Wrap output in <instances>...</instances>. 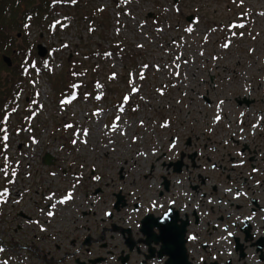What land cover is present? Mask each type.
<instances>
[{
  "label": "flooded vegetation",
  "instance_id": "flooded-vegetation-1",
  "mask_svg": "<svg viewBox=\"0 0 264 264\" xmlns=\"http://www.w3.org/2000/svg\"><path fill=\"white\" fill-rule=\"evenodd\" d=\"M258 5L263 37L264 0ZM263 57L247 51L225 74L185 76L194 86L170 104L183 113L135 116L130 145L104 170L35 169L38 187L47 184L35 201L22 197L14 216L31 224L23 228L36 239L32 263L181 264L182 249L190 264H264V62L253 66ZM22 170L28 177L32 166ZM45 193L69 194L68 208H82L59 212Z\"/></svg>",
  "mask_w": 264,
  "mask_h": 264
},
{
  "label": "rangeland",
  "instance_id": "rangeland-1",
  "mask_svg": "<svg viewBox=\"0 0 264 264\" xmlns=\"http://www.w3.org/2000/svg\"><path fill=\"white\" fill-rule=\"evenodd\" d=\"M259 2L260 0H81V6H87L88 9L92 6L100 8V15L94 18L92 23L96 26L93 31L88 29L91 25L86 17H77L73 9L69 11L62 5L57 6V12L52 18L54 26L50 33L41 31L37 35L39 29L30 25L27 37L34 53L33 67L17 109L20 117L25 114V128H16V121L13 120V127L10 126L9 129L8 154L12 151L16 155H11L15 158L12 162L23 160L22 164L28 163L32 170L28 177L22 174L13 177L15 188L22 191L12 199L15 201H6L3 204L0 201V264H27L26 254H29L32 260L31 245L36 239L31 228H23L24 224H31L22 221L19 216L15 219L14 216L21 206V202H16L18 197L20 200L23 197L21 201L24 203L27 200L35 201L40 195V188L47 184L42 182V179L40 188L39 184H36L38 172L35 169L49 167L41 161L42 154L50 151L56 156L58 162L56 159L54 163L58 165L57 169L66 168L69 163L83 162L104 170L100 164L116 163L118 159L115 160V157L120 153L118 149L130 145L129 137L133 127L128 128L126 136L118 134L117 140L121 145L114 144L118 131L117 127L113 126L114 118L121 114L118 110L123 105L122 102L114 103V100L118 101L120 94L125 93L127 98L130 95V100L135 102L133 111L124 108L129 109L122 113L124 123L129 115L158 118L163 114L183 113L177 110L179 105L170 104L178 99L180 90L192 85L194 80L189 79V84L182 86V80L178 79L177 73L180 67H184L188 75L198 74L200 69L207 67H217V71L225 74L222 67L236 65L234 62L239 60L244 52L264 51V36L257 35ZM149 12L151 16H148ZM189 13L194 15L192 22L185 20ZM117 38L126 42L127 49L129 48L127 52L134 55V62L127 67V62L115 53L108 52L105 57L100 55V59H104L99 67L101 71L97 74V82L91 87L86 86L87 81L92 78V73L77 78L82 84L75 86L78 88V98L57 104L55 95H52V83L58 80L60 90L64 89L65 84L69 86L71 83L72 77L66 64L67 55L70 54L69 58H72L78 49L83 51L86 47L80 45L88 41L107 48L106 39ZM40 42L50 50L44 59L35 52V44ZM214 55L217 58L214 59ZM259 64L261 62L257 60L253 66L257 67ZM48 70L53 74L49 79L45 76ZM111 70L113 72L108 75L107 72ZM126 70L129 74L121 77L122 73H127ZM141 71L143 74L139 75ZM161 83L168 84V88ZM25 95L28 98L26 101L23 100ZM32 95L35 100L30 102ZM167 102V110L162 109ZM31 112H35V116H32ZM82 138L83 143L86 139L89 143L84 145ZM37 141L40 143L37 144ZM33 145H36L34 150ZM25 146L35 154L24 153ZM19 155L22 160L17 157ZM2 175L0 171V184ZM58 177L54 176L56 181L52 182L57 189ZM0 194L2 195L1 192ZM1 195L0 199L3 197ZM75 203L78 204L79 201ZM97 207L100 208L97 214L104 209L99 205ZM81 208L82 206H65L59 210L64 209V213ZM8 210L13 213L10 214ZM36 212L37 210H34L31 214L36 215ZM17 223L22 224L18 230L15 227ZM80 223L89 225V222L85 221L74 222L75 225ZM4 244L13 248L10 250V258ZM16 247L19 248L14 253Z\"/></svg>",
  "mask_w": 264,
  "mask_h": 264
},
{
  "label": "trees",
  "instance_id": "trees-1",
  "mask_svg": "<svg viewBox=\"0 0 264 264\" xmlns=\"http://www.w3.org/2000/svg\"><path fill=\"white\" fill-rule=\"evenodd\" d=\"M56 1L65 0H0V164L6 147V121L16 108L19 95L24 89L26 63L33 56L27 37L28 29L33 25L39 30L49 31L48 19L56 10ZM77 3L74 5L77 14L88 16L91 23L96 10ZM17 33H20L19 37ZM84 45L87 48L84 53L89 57H93L98 51L90 49L89 41ZM120 45L122 47V43ZM12 50L15 51L12 56L13 64L7 66L1 56L10 54ZM52 86L58 90V80Z\"/></svg>",
  "mask_w": 264,
  "mask_h": 264
},
{
  "label": "water",
  "instance_id": "water-1",
  "mask_svg": "<svg viewBox=\"0 0 264 264\" xmlns=\"http://www.w3.org/2000/svg\"><path fill=\"white\" fill-rule=\"evenodd\" d=\"M190 17H188V19H189ZM36 47H37V53L40 55V56H43L45 53H46V48L43 46V44H41V43H38L37 45H36ZM3 60L6 62V64H10L11 65V58L9 57V56H6V55H3ZM43 161H45V162H47V163H49L50 162V160H49V158H48V155H46L45 156V158H43ZM180 259H181V261H180V263L181 264H188L187 262H186V257H185V254H183V252H182V250H181V252H180Z\"/></svg>",
  "mask_w": 264,
  "mask_h": 264
},
{
  "label": "snow or ice",
  "instance_id": "snow-or-ice-1",
  "mask_svg": "<svg viewBox=\"0 0 264 264\" xmlns=\"http://www.w3.org/2000/svg\"><path fill=\"white\" fill-rule=\"evenodd\" d=\"M225 47H227V45H225ZM135 90V89H134ZM99 98V97H98ZM125 99H127V97H125ZM117 119H119V117H117ZM217 119H219V117H217ZM75 143V141H73ZM49 215H51V213H49ZM250 219V218H249ZM229 235H232L231 233H229Z\"/></svg>",
  "mask_w": 264,
  "mask_h": 264
}]
</instances>
